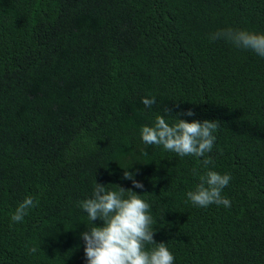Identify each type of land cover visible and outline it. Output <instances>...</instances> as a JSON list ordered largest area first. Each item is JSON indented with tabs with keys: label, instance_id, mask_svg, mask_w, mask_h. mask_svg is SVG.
<instances>
[{
	"label": "trees",
	"instance_id": "1",
	"mask_svg": "<svg viewBox=\"0 0 264 264\" xmlns=\"http://www.w3.org/2000/svg\"><path fill=\"white\" fill-rule=\"evenodd\" d=\"M227 28L264 34V0H0V264H85L95 182L149 203L173 264H264V58ZM156 115L217 121L211 152L144 144ZM208 157L230 207L186 196Z\"/></svg>",
	"mask_w": 264,
	"mask_h": 264
},
{
	"label": "clouds",
	"instance_id": "2",
	"mask_svg": "<svg viewBox=\"0 0 264 264\" xmlns=\"http://www.w3.org/2000/svg\"><path fill=\"white\" fill-rule=\"evenodd\" d=\"M210 39L225 40L264 58V34L227 28L211 34ZM141 102L150 109L156 104V99L146 97ZM164 111L168 112L167 109ZM183 115L193 116L194 113L188 110ZM218 127L217 121L210 120L188 122L175 118L170 124L164 115H156L151 126L141 127L140 136L144 144L162 146L180 157H205L214 146L213 133ZM212 163L210 157L203 159L206 169L203 174L193 169L199 183L186 196L199 207L210 204L230 207V201L222 196V190L229 184L231 176L208 169ZM123 178L131 180L134 188L143 189V184L134 179V173L124 170ZM34 206V199L26 196L12 214V221L22 222ZM79 206L92 225L88 231L80 233L84 241L85 264H173L174 256L166 243L154 240L155 221L149 203L132 189L119 185L108 189L106 185L95 182L91 198L81 201ZM94 221H100L101 225L97 226ZM38 250L41 249L36 246L29 249L30 253Z\"/></svg>",
	"mask_w": 264,
	"mask_h": 264
}]
</instances>
